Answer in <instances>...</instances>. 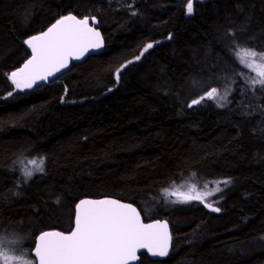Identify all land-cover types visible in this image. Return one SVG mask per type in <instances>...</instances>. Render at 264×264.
I'll use <instances>...</instances> for the list:
<instances>
[{"label":"trees","instance_id":"trees-1","mask_svg":"<svg viewBox=\"0 0 264 264\" xmlns=\"http://www.w3.org/2000/svg\"><path fill=\"white\" fill-rule=\"evenodd\" d=\"M187 2L0 0V239L11 249L68 230L77 200L114 197L169 222V255L138 264H264V88L234 92L236 51H264V0H193L191 15ZM66 13L94 16L104 51L9 97L24 39ZM230 83L228 105L188 108ZM21 157L43 158L44 172L25 181ZM188 175L231 181L211 199L220 213L167 202L163 190Z\"/></svg>","mask_w":264,"mask_h":264},{"label":"snow or ice","instance_id":"snow-or-ice-1","mask_svg":"<svg viewBox=\"0 0 264 264\" xmlns=\"http://www.w3.org/2000/svg\"><path fill=\"white\" fill-rule=\"evenodd\" d=\"M193 11V0H188L186 12L191 15ZM96 23L95 17L78 19L69 14L57 19L46 31L26 39L24 43L31 50V56L21 67L8 74L14 89L7 95L10 97L16 91L23 92L39 86L41 82H48L62 70L69 69L71 61L81 60L90 51L102 49L104 41L95 27ZM153 47V43H147L135 59L139 60ZM238 59L256 73L250 78L251 85L264 87V52L243 48L239 50ZM126 66L121 65L116 70L117 82ZM61 99L63 101L64 98ZM213 99L224 100L226 96H221L216 88H212L192 99L187 106L193 108ZM29 165L22 170L25 181L36 172H44L43 158L29 161ZM213 183L215 186L211 188L209 184H204V190L191 184L173 190L165 189L164 192L166 196L175 197L172 203L196 201L209 211L220 213L222 209L216 206L218 201L209 198L221 193V185L226 187L231 181L224 179ZM74 225L68 233L53 230L39 234L33 251L38 264H133L138 261V252L142 249L153 257L169 255L172 237L168 222L156 220L144 223L140 211L132 204L110 198L81 199L75 205ZM27 257V253L15 254L9 242L0 239V264H33Z\"/></svg>","mask_w":264,"mask_h":264},{"label":"rangeland","instance_id":"rangeland-1","mask_svg":"<svg viewBox=\"0 0 264 264\" xmlns=\"http://www.w3.org/2000/svg\"><path fill=\"white\" fill-rule=\"evenodd\" d=\"M240 49H243V48H239L238 51H236V59L238 61V63L240 64V66L242 67V70L244 72V76L243 77V80L241 82V84H234L235 88H234V92L240 96H244L254 90H256L257 88L259 89H262L264 87H262L261 85L257 84L255 86L251 85L250 83V78L255 76L256 73L253 72V71H250L247 67H245L241 62L240 60L238 59V54H239V50ZM249 49H252V48H249ZM254 50V49H253ZM257 52H264V51H257ZM216 88V87H214ZM212 89V88H211ZM211 89H208L207 91H210ZM218 90V93L221 95V96H226V99L224 100H207V101H212L213 103H215L218 107H224L226 105H228L231 101V94H232V84H228L227 87L225 88H216ZM207 91H205L203 94H201L200 96L204 95ZM230 95V96H229ZM228 96V98H227ZM199 97V96H198ZM196 97V98H198ZM239 99H237L238 101ZM220 105H223V106H220ZM40 158H37V157H21L18 161V164L20 165L19 167L21 168V172L23 174V169L27 168V167H30L29 165V161H33V160H36L38 161ZM37 173V172H36ZM35 174V173H34ZM24 176V175H23ZM218 180H224L223 178H200V177H197L196 175H188L186 177H184L183 179L179 180V181H175L174 183H171L168 187H166L165 189H169V190H173L179 186H188V185H191V184H196L198 189L200 190H204V184H209V188L211 187H214L215 184L213 182L215 181H218ZM223 185H221L222 187ZM164 189V190H165ZM163 190V194L167 200V202L170 204H175V205H188L190 203H186V204H181V203H172L171 200L175 199V197H170V196H166L165 192ZM186 190V188H185ZM210 200L212 199V197L209 198ZM193 202H196V201H193ZM63 219H62V224H68V214L66 212V210H63ZM13 252H15V254L19 255V254H23V253H27L28 254V259H31L33 261V264H35V261H34V258L31 256L30 252L27 250L26 247H24L22 244H15L13 249H12Z\"/></svg>","mask_w":264,"mask_h":264},{"label":"water","instance_id":"water-1","mask_svg":"<svg viewBox=\"0 0 264 264\" xmlns=\"http://www.w3.org/2000/svg\"><path fill=\"white\" fill-rule=\"evenodd\" d=\"M69 14H72V13H66V14H63V15L59 16L57 19H59V18L62 17V16L69 15ZM72 15H75V14H72ZM75 16H76V15H75ZM76 17H77L78 19H81V18H84V17H94V16H83V17L76 16ZM57 19H56V20H57ZM56 20H54L50 25H48V26H47L46 28H44L43 30H41V31H39V32H36V33H33V34H31L30 36L26 37V38L24 39V41H25L26 39H28L29 37L33 36V35H37V34H39V33L42 32V31H46L47 28L50 27L53 23H55ZM95 27L97 28V30L100 31V29L97 27V23H96ZM100 33H101V35H102V32H101V31H100ZM102 37H103V35H102ZM103 41H104V38H103ZM24 45H25V43H24ZM25 47H26V49H27L28 52H29V56H28V58H29V57L31 56V50L27 47V45H25ZM104 47H105V42H104V44H103L102 49H100V50H98V51H90V52L87 53V54H86L81 60H78V61H77V60H73V61H71V62H70V65H69V69L62 70V72H61V73H58L57 76H56L55 78H50L48 82H41V83L39 84V86H34L32 89L24 90V91L21 92V93H25V92L31 91V90H33V89H35V88H38V87H40V86H43V85H46V84H48V83H51V82L55 81L56 79H58L59 77H61V76L64 75L65 73H67V72L70 70V68H71L72 65L82 63V62H83L88 56H90V55L102 53V52L104 51ZM28 58H27V59H28ZM27 59H26V60H27ZM26 60H25V61H26ZM25 61H24V62H25ZM24 62H23V63H24ZM23 63L21 64V66L23 65ZM21 66H20V67H21ZM18 68H19V67H18ZM15 70H16V69H15ZM15 70H14V71H15ZM19 92H20V91H19ZM105 198L116 199V200L121 201L122 203L132 204L134 207L137 208L138 211H140L139 208H138L135 204L130 203V202H127V201H123V200H120V199H117V198H114V197H99V198L84 197V198H81V199H93V200H97V199H105ZM81 199L77 200V201L75 202L74 206H73L72 224H71V227H70L68 230H66V231H61V230H58V229H52V230H44V231H53V230H55V231H61V232H64V233H68V232H70V231L74 228V226H75V225H74V218H75V205H76V203H78ZM206 209H207V208H206ZM207 210H208V209H207ZM140 213H141V212H140ZM141 216H142V214H141ZM142 220H143L144 223H152V222H154V221H156V220L167 221V219L164 218V217L144 219L143 216H142ZM167 222H168V221H167ZM168 225H169V222H168ZM44 231H41L40 233H42V232H44ZM169 231H170V233H171L170 225H169ZM40 233H38V234L35 236L34 243H33V246H32V248H31V251H30L31 256L34 258L35 264H38V261L36 260L35 256L33 255V251H34V248H35L36 238L39 236ZM171 237H172V236H171ZM171 244H172V240H171ZM170 249H171V245H170ZM170 249H169V252H170ZM141 254H145L147 257H149V258L152 259V260H162V259L165 258V257H153V256H151V255L147 252V250L142 249V250H140V251L138 252V257H139L138 261L133 262V264H138V263H139V261H140V255H141Z\"/></svg>","mask_w":264,"mask_h":264},{"label":"bare ground","instance_id":"bare-ground-1","mask_svg":"<svg viewBox=\"0 0 264 264\" xmlns=\"http://www.w3.org/2000/svg\"><path fill=\"white\" fill-rule=\"evenodd\" d=\"M234 69H235V68H234ZM232 71H234V70L232 69ZM232 71H230V72H232ZM230 72H229V73H230ZM235 73H236V72H235ZM235 73L233 72V75H234ZM230 75H231V73H230ZM233 75H232V76H233ZM229 77H230V76H229ZM230 78H231V77H230ZM233 80H234V78H233ZM225 81H226V80H225ZM225 81H224V82H225ZM229 82H230V81H229ZM221 83H222V82H221ZM230 84H231V83H230ZM196 87H198V85H197ZM223 87H224V86H223ZM194 88H195V87H194ZM194 88H193V90H194ZM195 89H196V88H195ZM198 89H199V88H198ZM190 91H191L190 94H192V92L194 93L196 90H195V91H192V89H191ZM190 91H189V92H190ZM189 92H188V94H189ZM229 96H230V95H229ZM227 98H228V96H227ZM228 99H229V98H228ZM173 217H175V216H173ZM177 223H178V222H177ZM175 225H176V224H175Z\"/></svg>","mask_w":264,"mask_h":264},{"label":"flooded vegetation","instance_id":"flooded-vegetation-1","mask_svg":"<svg viewBox=\"0 0 264 264\" xmlns=\"http://www.w3.org/2000/svg\"><path fill=\"white\" fill-rule=\"evenodd\" d=\"M71 224H72V221H71ZM70 227H71V225H70ZM70 227H69V228H70ZM69 228H68V229H69Z\"/></svg>","mask_w":264,"mask_h":264}]
</instances>
